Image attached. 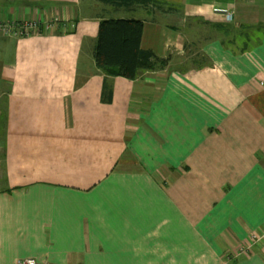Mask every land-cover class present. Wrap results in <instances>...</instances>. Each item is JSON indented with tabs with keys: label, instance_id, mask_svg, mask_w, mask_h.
<instances>
[{
	"label": "crops",
	"instance_id": "1",
	"mask_svg": "<svg viewBox=\"0 0 264 264\" xmlns=\"http://www.w3.org/2000/svg\"><path fill=\"white\" fill-rule=\"evenodd\" d=\"M50 16L0 36V264H264V0H0ZM116 19L167 66L103 74Z\"/></svg>",
	"mask_w": 264,
	"mask_h": 264
},
{
	"label": "trees",
	"instance_id": "2",
	"mask_svg": "<svg viewBox=\"0 0 264 264\" xmlns=\"http://www.w3.org/2000/svg\"><path fill=\"white\" fill-rule=\"evenodd\" d=\"M144 24L129 19L101 22L95 50L96 67L106 76L137 79L143 72L156 71L168 61L141 48Z\"/></svg>",
	"mask_w": 264,
	"mask_h": 264
},
{
	"label": "built area",
	"instance_id": "3",
	"mask_svg": "<svg viewBox=\"0 0 264 264\" xmlns=\"http://www.w3.org/2000/svg\"><path fill=\"white\" fill-rule=\"evenodd\" d=\"M221 12V10H216ZM59 23V18L55 19L52 25L42 23L40 20H27V21H15L13 23H7L0 20V32L12 36L14 38H24L38 34L41 30L46 32H53ZM264 242V228L257 234H254L248 244L242 249L244 253L251 251L254 244H261ZM15 264H51L49 262H40L33 258H25L16 261Z\"/></svg>",
	"mask_w": 264,
	"mask_h": 264
},
{
	"label": "bare ground",
	"instance_id": "4",
	"mask_svg": "<svg viewBox=\"0 0 264 264\" xmlns=\"http://www.w3.org/2000/svg\"><path fill=\"white\" fill-rule=\"evenodd\" d=\"M56 18L57 16H50L49 18L46 19L45 23L48 25H52L55 22ZM4 21L7 23L15 22V20H4ZM0 36H8V35L0 32Z\"/></svg>",
	"mask_w": 264,
	"mask_h": 264
},
{
	"label": "rangeland",
	"instance_id": "5",
	"mask_svg": "<svg viewBox=\"0 0 264 264\" xmlns=\"http://www.w3.org/2000/svg\"><path fill=\"white\" fill-rule=\"evenodd\" d=\"M190 62H191V60H190ZM197 65V64H196ZM194 63H192V65L191 66H193V67H195L196 66Z\"/></svg>",
	"mask_w": 264,
	"mask_h": 264
}]
</instances>
